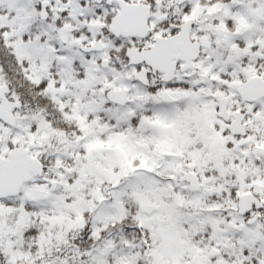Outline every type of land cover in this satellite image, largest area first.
<instances>
[{"label":"flooded vegetation","instance_id":"af4514ba","mask_svg":"<svg viewBox=\"0 0 264 264\" xmlns=\"http://www.w3.org/2000/svg\"><path fill=\"white\" fill-rule=\"evenodd\" d=\"M121 4L143 5L148 8L145 33L139 31V35L133 39L113 38L109 34L113 19L121 13ZM27 9L24 28L19 27L17 30L16 24H12L10 28L7 25L0 26V87L7 89L8 93L4 97L9 103L20 104L19 108L12 110L15 127L10 128L0 120V156L4 158L13 149H28L41 125L39 124L37 129L33 128V119L38 120L40 116L42 121L41 114L29 113L18 88L8 80L9 77L15 76V72H27L29 85L44 83L47 88L52 78L57 77L60 82L70 84V77L74 72H83L84 75L86 72H92V63L99 67L98 72H103L100 64L107 60L106 72L116 70L119 66L120 72H148V88L136 85L128 88V108L134 104H148V107H151L156 101L163 102L169 98L182 102L194 97L195 87L198 88L197 93L203 94L209 85L219 83L220 90L226 96L230 94V98H227L234 102V111L231 113L240 111L239 109L246 111L247 106L240 100L238 87L233 86L239 84L240 79L236 73L239 71L227 60L239 54L237 48L243 42L237 24L244 20L240 19V16L249 17L247 10H251L249 18L253 25L256 23L259 26L255 29L259 31L253 33L254 42L262 47L254 46L250 50L251 54L261 55V66L255 63L248 70L252 72L250 76L264 79V0H29ZM6 22H9V16L6 17ZM97 22L99 25H96ZM187 24L188 42L185 38L175 46L167 42L180 35ZM158 40H162L161 58L166 60L161 68L154 69L147 63H140L133 68L128 66L124 51L126 53L127 49L134 48L140 52H150ZM108 42H119L120 50H110L109 46L106 47ZM98 43L104 48L103 52L87 51ZM232 45L236 50L230 49ZM185 47H190L191 53H194L197 47L198 59L195 64L182 60ZM216 50H219L218 54L214 53ZM105 55H108L107 59L98 57ZM171 55L178 59L169 61ZM81 56L85 59L83 64ZM225 56L231 57L224 58ZM253 59L257 60L256 57ZM62 60L65 68L58 63ZM209 61L214 67H210ZM69 63L77 66V69H71ZM189 66L192 68L185 69ZM169 67H174L175 72L171 81L165 82L163 75L152 73L165 72L164 68ZM200 79L199 86L194 85V82ZM135 89L140 90V95L134 96ZM26 92L29 94V89ZM49 92L54 94L53 89ZM176 96H180L179 99ZM138 97H142V100L135 103ZM71 98L73 97L69 96V100ZM196 102L198 103V99ZM2 104L3 99L0 98V106ZM261 104H264V100L253 104V109L256 110ZM102 115L106 116V113ZM68 117L74 118L75 114H68ZM253 124L252 135L248 132L242 140L235 138L241 146L235 153L248 155L253 163H264L263 157L251 155L252 148H264V132L259 124ZM224 126L226 127L225 124ZM3 131L9 132L8 139H5ZM247 186V190H244L241 183L236 181H222L217 184L221 196L214 201L218 204L217 215L222 219L219 228L221 233L225 232L227 235L228 242L225 237L217 235V243L212 241L210 248H201L207 260L188 261L186 264H264V174L254 173ZM244 194L250 195V201L245 208L240 209L239 198ZM210 250L215 253H209Z\"/></svg>","mask_w":264,"mask_h":264},{"label":"rangeland","instance_id":"374dc122","mask_svg":"<svg viewBox=\"0 0 264 264\" xmlns=\"http://www.w3.org/2000/svg\"><path fill=\"white\" fill-rule=\"evenodd\" d=\"M29 0H0V4L13 5L15 7L17 14L23 19L26 18L27 5ZM251 5V3H250ZM248 6V9L251 6ZM249 17L251 18V10H247ZM248 16H240L244 18L240 23L237 24L238 32H243L245 30L247 35L242 39V44L237 49L239 53L243 55L249 54V59L246 61L248 64H254L253 57L251 55V49L254 46L261 48V44H255L253 33L256 34L259 30L258 24L253 25L252 20ZM259 23V22H258ZM96 25H99L97 22ZM254 26V27H253ZM93 33V32H92ZM115 45V47H113ZM112 51H119V42L106 43V47ZM231 50H236L233 45L230 47ZM219 50L214 51L218 54ZM100 59H107L108 55L98 56ZM231 56L224 57L230 58ZM227 62H231L228 59ZM60 66L64 67L63 60L58 62ZM210 67L212 64L210 63ZM217 64H215L216 66ZM202 67V65H201ZM98 68V66H97ZM99 69V68H98ZM240 71L247 78L252 73L251 70H245L243 66H239ZM40 71L42 69H39ZM130 73L124 72L122 75L120 72L115 70H109L107 72H92V80L87 74V80L84 84L85 90L90 89L91 81L92 85L96 82L105 84L108 86H115L118 88H126L129 85L128 79ZM115 76V83L109 84L106 77L109 75ZM205 72L203 73V76ZM216 77V76H215ZM199 81H195L194 85L199 86ZM233 86H236L233 85ZM196 88V87H195ZM193 90H196V89ZM204 89V88H203ZM139 91L135 89L134 96L140 95ZM172 94V93H171ZM175 94V93H174ZM174 96V95H173ZM180 96H176L179 99ZM218 95L213 92V87L209 85L208 89H204V93H197L194 95V99L198 101L203 100L200 105L195 106L194 102H186V105L182 108L176 107L172 111L164 115H152L156 118L147 120L141 118L139 125L135 127L130 123V111H113L117 120L115 125L103 126L99 125L98 120L94 123L90 130L86 131V144H85V164L81 175V180L79 181L77 187L73 190L72 205L70 203L62 204V201L57 195L51 197V202L53 205H47L50 208L51 213L50 219L47 218L49 225L46 227L48 231L57 229L59 234L62 235L60 239L65 237L69 231L81 227L83 224V215L88 212L89 215L95 213L93 217L92 225L93 232L97 234L105 229L110 222L120 220L124 217L125 210L120 202L118 194L120 186L125 190L128 189L132 193V199L137 205L141 203H151L163 208L162 212L148 218V221L144 217L138 216L141 223H145V226L150 231L149 233L153 236V242L150 244L151 251L149 252L148 261L149 264H184L190 259V254L201 257V254L205 253L203 250H198L194 248H189V238L194 234L193 230L189 233L190 235L184 239L181 237L184 232L179 230L176 232L174 230V218L177 216L176 211L173 208H169V202H178L180 204H185L188 208L194 207L200 208L201 197L198 195L194 197L191 202L186 200L184 194L181 191H175L173 183H165L161 187L158 182H152L149 178H152V173L157 172L161 175L167 176L175 174L179 167H181L182 161H188L190 167L195 169L201 175H203V169L206 165L205 161L212 154H214V146L216 145L215 140L208 137L209 130L214 131V126H220L221 124L217 121L216 103ZM230 98L229 96H227ZM193 98H190L193 100ZM206 99L207 102L205 101ZM97 104H90L86 114H98L103 105L104 97L101 93H96L95 97ZM185 101V100H184ZM95 103V102H92ZM262 114L256 115L253 120L249 121L251 131L253 130V123L259 124L264 132V104L260 110ZM258 111V113L260 112ZM249 114H251V109H248ZM99 125V126H98ZM191 126L192 128H188ZM44 129V125H40ZM5 139H8L9 132H4ZM100 135V136H99ZM180 136H182L180 138ZM48 135L45 134L42 139L39 136L34 135L33 139L38 142L39 145L44 141L47 142ZM222 144V143H221ZM222 146V145H221ZM220 146V147H221ZM41 150H37L36 153L39 154ZM175 155V156H174ZM178 155L179 157H177ZM183 156H187L184 158ZM182 171V170H181ZM68 168H62L60 178L65 177L64 173H68ZM136 174L140 177L136 181H130L132 178L136 177ZM148 178V179H147ZM128 180V182H127ZM205 180V179H204ZM48 181V180H47ZM134 183V184H133ZM205 185V182H203ZM106 186V188L101 189V186ZM156 185H159L158 187ZM66 187H68L66 185ZM105 192H103V191ZM117 197V198H116ZM24 198H22L23 200ZM171 200L167 202L166 200ZM62 201V202H61ZM14 204L6 208L0 206V219H4L8 216L9 212L13 211L14 205H17V210H21L18 214L20 216V223L25 222V203L21 200L13 202ZM43 212V211H42ZM41 214H44L42 213ZM200 209L197 212H188L182 215L185 221L190 224L193 221L199 219L201 224H204L203 220L207 223V218L202 215ZM36 214V213H35ZM211 217L217 218L210 214ZM7 218H5L6 220ZM77 219L75 222L74 220ZM2 226V221L0 222ZM156 225V228H153ZM12 230L3 231L4 233L11 232ZM2 232V231H0ZM41 236L39 239L40 253L43 250V245L52 241L53 239H58V235H46V237ZM4 247L6 248L9 260L11 263L15 264L17 262L25 261V255L12 250V243L9 239H5ZM105 249L115 248L114 245H105ZM214 254V252H212ZM211 257V255L209 254ZM98 262H102L100 259L95 258ZM200 260V259H199ZM29 262L34 261V255H27V260ZM114 261H119L125 263L123 259H116Z\"/></svg>","mask_w":264,"mask_h":264},{"label":"trees","instance_id":"16d2710c","mask_svg":"<svg viewBox=\"0 0 264 264\" xmlns=\"http://www.w3.org/2000/svg\"><path fill=\"white\" fill-rule=\"evenodd\" d=\"M81 64L83 63L81 62ZM71 68L76 70L77 66L74 65ZM27 74V72H15V76L9 77L8 80L18 88L19 94L29 113L41 114L42 121L40 120V116L38 120L34 118L32 127L37 129L39 124L44 125V129H38L39 133H37V136L42 138L45 134L48 135L47 142L45 143L44 141L38 145L41 151L36 155L45 165L43 178L57 180L58 188L55 195L66 203H73V189L77 187L81 180L82 171H84L82 167L85 164L86 157L83 127L89 126L90 128V125H92V116H88L86 112L91 102L95 99L96 93L100 92L104 97L105 91L114 88V86H108L103 83L96 84L95 82L93 85L91 83L90 89L85 90L83 72H74L70 77V84L63 81L60 82L55 77L52 78L46 88L44 83L38 85L31 83L29 85ZM120 74H123V72H120ZM106 80L112 85L115 83V75L107 76ZM27 89H29V94L26 92ZM50 89L54 90V94H50ZM74 90L75 92L73 93ZM69 96L73 98L69 100ZM76 112L77 116L74 118L67 116ZM100 120L104 124H115V120H110V117ZM223 154L225 157L223 163L219 161V157L222 156L221 153L212 156L207 161V166L208 164L211 166L210 169H207L208 172L203 173L207 180L217 183L239 180L240 173L242 171L244 173L241 167L243 164L240 163L241 158H243L242 156L240 157L237 154L230 155L228 146L224 149ZM65 167L68 168L69 175L67 178L60 179L61 169ZM224 168L227 169L226 173L224 172ZM177 172L174 175L178 179ZM224 173L225 175L223 176ZM136 180H138L137 174L135 178L129 180V183ZM149 180L157 182L154 178H149ZM156 186L158 187L159 185ZM175 186L178 185L175 184ZM101 187V189L106 188L104 185ZM187 192L188 190L186 189L185 197ZM23 193H25V190ZM220 196L221 193L214 192L209 194L207 198L210 199V202H214L215 198ZM117 197H119L117 202H120L124 207L126 217L114 222L115 224L108 226L105 231L100 232L95 237L92 236V222L87 214L83 226L69 231L63 239H60L62 235L59 234L57 229L55 231H48L46 227L49 225V222L46 219L50 217L51 213H47V211H50L47 205H53L50 197L43 203L33 204L31 201H28L24 208V216L27 218L23 223H20L21 218L18 216L21 210H17L18 206L14 205L15 209L9 212L8 216L5 217L7 219H0V222L2 221V226L0 225V231H2L0 232V239L1 241L5 239L12 241L15 245L13 250L17 252L20 251L22 254H29L30 256L33 254L34 261L31 264L87 263L93 262L95 255H97L98 259L105 262H115L114 260L116 259H123L125 261L124 264H148L149 252L151 251L149 246L153 242V236L148 230L138 224V205L133 201L132 193L120 186ZM213 198L214 200H212ZM166 201L169 202L171 200ZM168 204L169 208L177 210V216L174 218V230L178 232L182 229L184 232V235L181 237L182 239L188 237L189 233L193 230L194 234L189 238L190 245H200L203 247V250L205 246L206 248H210L213 245L211 224H206L207 227L202 226L199 223V217L196 218L197 221L188 224L185 218H182V215L188 213L190 210L188 211L185 205L180 204V206L176 201H171ZM41 212L44 214H41ZM154 228H156V225ZM6 230L12 231L4 233L3 231ZM50 234H57L58 239L50 240L49 243L44 244L43 250L40 253V237H46V235ZM110 236L115 237L116 241L112 243V245L115 244V248L105 249V245H111V240L108 239ZM1 243L5 244L4 242ZM94 262L97 261L95 260ZM24 263L26 262H17L15 264ZM0 264L12 263L7 256L0 254Z\"/></svg>","mask_w":264,"mask_h":264},{"label":"water","instance_id":"95a60500","mask_svg":"<svg viewBox=\"0 0 264 264\" xmlns=\"http://www.w3.org/2000/svg\"><path fill=\"white\" fill-rule=\"evenodd\" d=\"M148 8L143 6H128L121 4L122 13L115 17L113 24L110 27V32L115 35H123L124 37H135L138 36L139 31L146 32V18L148 15ZM187 26L185 25L177 37L169 40L173 46L178 45L182 38H185L188 42ZM103 51L100 44L87 49V51ZM182 60L188 64H192L198 57L197 47L194 53L190 52V47H185L183 51ZM163 55L162 40H158L156 45L150 52H139L137 49L127 50L126 57L129 60V65H139L140 63H147L154 69L161 68L162 64L166 62L165 59L161 58ZM178 59L176 56L171 55L169 61ZM107 62L104 61L102 64L103 68L107 67ZM192 67H186L185 69H191ZM164 81L168 82L172 80L174 76V67L164 68ZM154 74L156 72H153ZM135 80L144 86H148L149 82L147 79V72L140 71L135 74ZM241 99L247 103H254L264 97V81L260 78H253L248 80L239 90ZM8 91L6 88L0 87V98L3 99V104L0 106V120L10 127L16 125L15 117L12 115L13 108H19L20 104L9 103L4 95ZM128 90H111L107 93V99L110 103L118 106H125L128 103ZM141 99V98H140ZM139 99V100H140ZM217 117L224 120L226 123L229 122V114L227 111V100L220 99L218 105ZM244 116L240 113L234 115V121L228 126V130L234 136H244L246 125L242 124ZM1 144V141H0ZM35 146L31 145V149ZM253 153L264 156V149L256 148ZM43 167L38 160L31 158L29 151L26 149H15L11 151L8 158H0V199H6L8 197L16 196L19 193L20 188L25 184L31 175L35 177L42 176ZM180 182H186L190 186V190L195 192L199 189V180L194 173H186L180 178ZM56 184H52L51 190L53 191ZM46 198L45 192L42 190H36L34 192L33 202L43 201ZM250 196H245L240 199V209L245 208L249 201ZM140 212L146 215H152L159 212V208L150 205L143 204L140 206Z\"/></svg>","mask_w":264,"mask_h":264}]
</instances>
